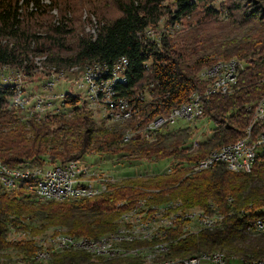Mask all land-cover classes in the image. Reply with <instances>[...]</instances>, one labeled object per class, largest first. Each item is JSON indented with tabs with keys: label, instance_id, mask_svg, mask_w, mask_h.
<instances>
[{
	"label": "trees",
	"instance_id": "16d2710c",
	"mask_svg": "<svg viewBox=\"0 0 264 264\" xmlns=\"http://www.w3.org/2000/svg\"><path fill=\"white\" fill-rule=\"evenodd\" d=\"M105 1H87L100 21L95 33H86L67 13H62L59 23L50 20L44 26L41 0H0V66L29 72L25 64L29 55L45 53V61L55 63L56 70L59 65L69 71L126 57L127 90L120 92L130 99L136 96L137 102L138 95L144 97L141 120L110 122L98 128L95 111L81 95L71 93L60 111L32 113L30 108L11 106L14 91L0 84V163L16 169H47L98 153L167 160L170 173L157 175L148 183L136 179L123 185L110 176L115 183L108 182L104 194L65 201L45 200L23 187L10 189L0 183V264L120 263L122 260L105 261L81 251L59 253L40 262L34 258L37 246L32 242L12 244L7 240L8 228L11 224L23 229L31 226L40 233L59 226L67 227L71 235L100 238L116 230L122 201L133 204L149 197L157 202L179 200L187 208H209L205 210L224 216L211 230L184 235L181 223L170 230L168 259L214 250L231 251L228 253L240 256L237 260L264 258V233L245 245L251 234L246 231L247 216H262L264 211V147L250 172L233 171L223 162L194 171L199 160L246 135L254 120L249 107L264 98V0H222L221 10L216 9V0H172L173 9L166 5L169 0H114L120 13L115 17L102 8ZM221 12L226 13L224 19ZM167 14L173 24L191 17L189 31L174 38H145ZM231 59L242 62L244 68L233 91L213 95L206 102L204 117L210 120L211 132L203 133L201 142L193 143L197 127L178 125L164 127L150 140H125L129 132L137 130L138 122L144 124L166 114L187 102L195 91L204 93L211 81L203 79L201 72ZM150 60L152 65L147 67ZM259 127L264 122L255 123L253 133ZM24 187L28 185L24 183ZM165 193L170 196L164 197ZM36 195L45 202H33Z\"/></svg>",
	"mask_w": 264,
	"mask_h": 264
},
{
	"label": "bare ground",
	"instance_id": "6f19581e",
	"mask_svg": "<svg viewBox=\"0 0 264 264\" xmlns=\"http://www.w3.org/2000/svg\"><path fill=\"white\" fill-rule=\"evenodd\" d=\"M237 62L238 61L236 60L220 62L213 68L208 69L205 73H212L214 68H219V72L233 70L234 63ZM97 63H100V61L95 62L93 65H96ZM87 69L89 70L90 66L85 68V70ZM203 76L208 77L206 79H210L211 81L210 86L206 89L205 93L194 92L188 102L178 107H174L167 115H162L153 119L148 118L149 121H145L144 124L140 123V125L143 124L141 127L139 126L142 130L140 133L136 134L143 136L142 138L144 139H152L156 135V132L146 134V137H144V133H150L153 129H160L161 125L162 128L165 126H170V121L175 118V115H183L191 105V102H196V99L205 97L206 93L212 92V90L215 88L222 86L224 73L211 74L207 76L206 74H203ZM84 79L87 81V76H84ZM81 80L85 81L83 79ZM238 80L239 79H235V85L228 87L226 94L234 90ZM89 94H95L96 96L95 102L91 103L99 104V108H101L102 104L106 106V109H108L107 113L109 114L108 119H110V121L123 123L131 120L138 121L140 119V115H138V113L139 109L141 108L138 109L134 99L121 96L120 90H118V94L106 93V95H104V88L89 86ZM259 103L264 104V98L260 100ZM17 105L25 106V103L22 104L21 101L17 102ZM113 105H126V107H123L117 112V114L114 115ZM39 106L43 107V102H39ZM102 111H104V109ZM141 116L143 115L141 114ZM254 121L255 123H263L264 117L261 120L260 118H254ZM252 130L253 125L247 129L246 134L249 136L251 133H253ZM137 131L138 130L129 132L125 140L129 141V139L136 137V135H133V133ZM245 139H248V137L225 145L222 148L215 150L207 157L199 160L194 165V171H203L221 162L225 163L228 168L233 171H240V166H237L234 163V160L224 159V157L226 155V150H232L233 148H236L239 144L244 143ZM257 144H264V131L260 134ZM245 149H252V143L245 142ZM54 168L55 167H49L47 169ZM252 168V165L241 166V172H250ZM3 169L6 171V173H0V183L10 189H16L17 186L15 184H7V182H2L6 181V174H18V180H24V183L27 184L28 187H31V180H26V173H24L25 170H29V172L43 170V168L40 167L30 169H16L0 163V171ZM114 180L115 178L110 176L104 177L102 175H95V173H79L78 181L86 184H93V181H95V184L97 185L96 188L91 190H83L80 196L58 194L38 195L45 200L57 201L83 198L91 199L101 195L104 191H106L108 188V182H112ZM151 192L152 191H150V193ZM118 207L121 208L122 211L116 230L100 238L71 235L63 227H52L45 234L40 235L38 233L35 234L31 226L23 229L19 227V225L16 226L11 224L8 228L7 240L12 244L32 242L35 246H37L34 253V258L37 261L42 262L50 261L56 254L59 253L68 251H81L86 252L96 258L107 259V261L121 258L126 261H124L122 264H189L198 260L199 257L207 259L221 258L229 260L230 263L236 264H264V259L247 260L243 262L232 261L231 258L229 259L225 253L220 251L204 252L199 256L189 259H168L166 257L170 248L169 242L164 241V239L170 230L176 229L180 223L182 224L181 229L184 235H191L203 230H211L216 228L217 225L224 219L222 214H212L201 208H187L179 200L157 202L150 199V197L138 199L133 204H130L127 201H122ZM26 224L29 225V221ZM247 231L252 234H262L264 233V225H248ZM1 260L3 261L2 258H0V262Z\"/></svg>",
	"mask_w": 264,
	"mask_h": 264
},
{
	"label": "rangeland",
	"instance_id": "374dc122",
	"mask_svg": "<svg viewBox=\"0 0 264 264\" xmlns=\"http://www.w3.org/2000/svg\"><path fill=\"white\" fill-rule=\"evenodd\" d=\"M87 1L88 0H86V1H83V0H69V1L68 0H41L42 9H40V10L42 11V13H44V15L42 16L43 17L42 24H44V26H47L51 22L52 23H54V22L59 23V19L61 18L62 13H67V15H68L67 17L69 19H73V20L75 19L77 21V23L75 25L76 27H80V29L84 30L86 33H95L96 24L98 21H100V19H99L98 15L90 8L91 6H89ZM221 1L222 0H216L214 2V5H215L216 9H218V10H221L220 9ZM166 5H169V7L171 8L173 6L172 0H169L168 2H166ZM69 8H70V10H69ZM102 8H104L105 11H107V10L110 11V17H115V16L120 15V13L117 10L116 5L114 4V0H106ZM171 9H173V8H171ZM220 17H221V19H224L226 17V13L221 12ZM50 20H51V22H50ZM191 20H193V19L191 17H188V19H183V20H181V22L177 21V23L173 24L171 22V17L169 16V14H167L161 19V22L158 24V27L150 29L149 34L155 35L154 37H156V39L161 37V36L162 37L167 36L169 38H174L175 36L183 35L187 31H189L188 22ZM154 37H152V38L154 39ZM45 55H47V54L44 53V54H30L29 55V59L25 62V64H27L28 67L30 68L29 72H27L28 70L18 69V68H15L13 66H10V65H6V66L1 65L0 66V84L6 80L14 81L15 84H17V86L19 87V89H21L23 92L22 95L19 94L18 96H15V98H21L24 96L30 97L31 95H36V97L47 99L49 96L53 95L56 92H59V93L62 91L66 92V91H69L70 89H73L74 91L80 93L83 97H85V92L83 90H77L76 87L74 86L73 80L76 77L74 75L68 74V73H77L80 75V81H82L81 79L86 81V79H84V76H87V70L88 69L85 70V68H78V67L76 68L75 67L76 69L72 68L69 71H65L64 70L65 68L59 69V65H57L58 69L61 71V72H57L58 69L56 70V68L53 65L55 63L50 62V64H49L48 62H46L45 61V58H46ZM231 60H236V59H231ZM231 60H228V61H231ZM220 62H226V61H220ZM220 62L216 63L215 65H213L211 67L204 69L200 74L201 77L203 79L208 78V77L203 76V73H205L208 69L213 68L214 66H216ZM146 65H147V67H150L152 65V60L148 61ZM28 67H25V69H29ZM64 73H67V74L63 75ZM53 77L56 78V85H55L54 89H52L51 91H45L44 87H45L46 83L49 81L50 78H53ZM195 92H198V91H195ZM193 93H191V95ZM138 97H139L138 99H140V100L142 99V100L138 103L136 100V96H135L134 101L136 102V106L138 107V109L141 108V109H139L140 114L138 113V115H141L142 114L141 112H143V105H144V102H143L144 99L143 98L144 97L142 98V97H140V95H138ZM15 98L14 97L10 98L11 106H16L18 108H26V109L30 108V111H32V109H34V102H25V106H22V105L19 106V105H17V102H21V101H17V102L15 101L14 102ZM57 101H58L57 103H60V99H58ZM88 105L90 106V108H92L93 111H95V119L97 121L98 128H102L105 125H108L110 122L116 123V122L110 121V119H108V117H109V114L107 113L108 109H106V106L104 104L101 105V108H99L100 107L99 104H94L91 102H88ZM97 105H98V107H97ZM62 106H63V103H60V106L58 107V110H56V111H60L63 108ZM103 106H105V107H103ZM36 109H40L41 114L56 112L54 106H48V102H43V107L39 106V102H36ZM101 109L102 110L104 109L105 112L102 111ZM172 109H170V110H172ZM170 110L166 114H163V115H167L170 112ZM160 116H162V115H160ZM140 123L141 122L137 123L138 124V127H137L138 131L133 133V135H136V137H133L134 140L144 139V138H142L143 136H139L138 134H136V133H140L142 130L139 127L142 125V124L140 125ZM208 124H209V126H208ZM254 124H255V121L253 120V124H251V125H254ZM189 125H190V123H188V122H180L178 124V126H189ZM192 125H193V126H191L192 128L195 126L197 127V133L195 135V138L201 139L203 133L205 135H207V134H210V132H211V124H210L209 119H206V118L201 119V120L197 121L196 123H193ZM174 126H177V125H174ZM204 128H206V129H204ZM252 132H253V130H252ZM251 135H252V133H251ZM251 135L248 136L246 134L244 137H241V138H245V137L250 138ZM241 138H239V139H241ZM145 139H147V138H145ZM148 140H150V139H148ZM80 161L82 164L89 165L94 170H96L100 173H105V174H108L109 176L115 177L116 179L119 180V182H118L119 185H123L124 183H128V181H130V180H136V179H141L142 181L148 183V182L154 180V178L157 175H166L167 173H170V171H168V168H167L169 166L170 161H167V160L160 161V162L159 161H149V160H145V159L135 160V159H131L127 156H109V155H101L98 153H92V154L85 155ZM141 189H158V188H141ZM158 190H160V189H158ZM158 193L162 194L163 192L160 191ZM163 195H164V197L170 196L169 194H166V193ZM32 201L35 203L45 202L42 199H40L37 195L33 196ZM212 204H214V203H212ZM193 208H197V207H193ZM201 208H203V207H201ZM204 209L209 210V208H204ZM119 219H120V217H119ZM119 219H118V221H119ZM38 222L46 227L45 222L43 223V221H39V220H38ZM50 226H52V225H49L48 227H50ZM53 227H57V226H53ZM51 228L52 227H50L47 230H45L44 232H40L38 234L43 235ZM63 228L65 230H67V227L66 228L63 227ZM67 232H68V230H67ZM34 233L36 234L35 231H34ZM167 237H168V234H167L166 238L164 239V241L169 242L167 240ZM260 238H261L260 235H257V234L252 235V233H251L250 235H248V241L245 243V245H249L251 243H254V241H257ZM238 245H239V247L245 246V245H241V244H238ZM169 248H170L169 249V253H170L171 252V243L170 242H169ZM215 251H220V252L225 253L229 259L230 258L232 259V261H235V260L238 262L239 261H246V260H237L236 257H240V256L237 254L228 253V252H231L228 250H226L225 252L221 251V250L204 251V252H215ZM72 252H77V251H72ZM204 252H202V253H204ZM202 253H200V254H202ZM200 254H198V255H200ZM228 254H231L232 256L229 257ZM198 255H196V256H198ZM196 256H193V257H196ZM190 258H192V257H190ZM169 259H180V258H169ZM184 259H189V258H184ZM262 259H264V258H262ZM104 260L107 261V259H104ZM113 260H122L120 263H117V264H121L124 262V260L121 258L120 259H113ZM252 260H255V259H252ZM40 262H42V261H40Z\"/></svg>",
	"mask_w": 264,
	"mask_h": 264
},
{
	"label": "built area",
	"instance_id": "2783aa9c",
	"mask_svg": "<svg viewBox=\"0 0 264 264\" xmlns=\"http://www.w3.org/2000/svg\"><path fill=\"white\" fill-rule=\"evenodd\" d=\"M155 35L145 34L144 37L149 39ZM128 68L129 60L126 57H121L120 59L114 61L113 63L103 61L97 63L96 65H90V69L87 71V81H80V75L77 73H68L74 75L76 78L74 81V86L77 90H83L85 92V97L80 93L70 89L69 91L56 92L53 95L49 96L47 99L36 97V95H31L30 97H21L15 98L19 94H23L22 90L19 89L17 84L14 81L6 80L1 83L4 88H11L14 91L13 97L15 101H22V104L25 102H34V109L32 113L41 114L40 109H36V102H48V106H54L55 111L58 110L60 103H64L65 98L69 93L73 95H81L87 102H95V94H89V86H96L104 88V95L106 93H116L118 90H127L128 84ZM244 68L242 62L234 63L233 70H227L226 72H219V68H214L212 73H203L207 75L224 73V80L222 81V86H219L212 90V92L206 93L205 97H200L196 99V102H191V105L184 112L183 115H175V118L170 121V126L178 125L180 122L190 123V127L193 126V123L201 119H205L204 111L206 102L213 95H226L228 87L235 85V79H239V74L241 69ZM67 73H64L65 75ZM78 76V77H77ZM56 85V78H50L46 83L44 89L45 91H51ZM60 99V103H57ZM126 107V105H113L114 115L117 112ZM264 104H254L249 107V110H252L254 113V118H260L263 116ZM209 126V124H208ZM196 127V126H195ZM208 128V127H207ZM166 128L153 129L150 133L162 131ZM206 129V128H204ZM260 131H264V127H259L252 134L251 138L245 139V142H252V149H245V142L239 144L236 148L232 150H226V155L224 159L234 160V163L237 166L252 165L254 166L259 152L264 147V144H257V136H260ZM201 142L200 138H195L193 143ZM0 173H6L4 169ZM26 180H31V187H24V180H18V174H6L7 184H15L17 189L23 187L24 189L31 191L35 194H58V195H71V196H80L83 190H91L96 188L95 181L93 184H86L78 181L79 173H95V175H102L104 177H109L108 174L100 173L94 170L91 166L82 164L80 160H72L65 164L55 165L54 169H43L37 172H29L25 170ZM248 225H264V211L262 216H247ZM189 264H236L230 263L229 260L215 258L207 259L200 258Z\"/></svg>",
	"mask_w": 264,
	"mask_h": 264
}]
</instances>
